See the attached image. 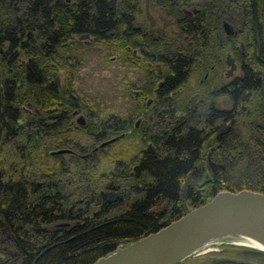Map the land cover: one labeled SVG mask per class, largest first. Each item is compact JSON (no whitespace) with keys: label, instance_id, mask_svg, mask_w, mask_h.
Masks as SVG:
<instances>
[{"label":"trees","instance_id":"16d2710c","mask_svg":"<svg viewBox=\"0 0 264 264\" xmlns=\"http://www.w3.org/2000/svg\"><path fill=\"white\" fill-rule=\"evenodd\" d=\"M128 1L0 0V264H91L218 190L264 192V0H227L239 5V20L228 35L239 72L227 85V107L209 97L198 104L171 94L154 125L131 124L133 114L144 109L137 99L117 120L71 125L72 110L82 106L70 84L86 38L79 35L106 41L131 62ZM211 42L217 43L203 39L200 44ZM143 60L162 62L163 95L178 87L195 63L189 55L171 52L137 59L149 79L154 75ZM73 128L93 139L119 130V137L125 132L140 140L131 168L119 167L120 181L105 184L113 198L99 192L88 154L78 175L58 185L56 176L67 165L61 164L60 152L48 151L75 144L66 134ZM41 157L53 164H38ZM237 253L255 259L264 250L221 243L219 250L189 259L249 264L223 257Z\"/></svg>","mask_w":264,"mask_h":264},{"label":"flooded vegetation","instance_id":"af4514ba","mask_svg":"<svg viewBox=\"0 0 264 264\" xmlns=\"http://www.w3.org/2000/svg\"><path fill=\"white\" fill-rule=\"evenodd\" d=\"M114 3L115 0L111 5ZM126 6L130 15L126 36L131 40L127 48L134 56L131 60L133 64L142 57L147 56L153 60L155 57L163 56L165 52L189 55L195 62L184 81L163 95L160 87L163 84L164 74L159 71L162 62L142 61L147 64L150 74L154 77L149 79L144 73L139 78L140 85L131 95L132 99H137L136 104L144 108L139 112L146 120L151 121V125H154V121L164 113L165 108L161 105L167 102V97L171 94L177 96L179 100H194L198 104L204 102V97H209L223 107L229 105L227 85L238 75L239 65L229 45L228 35L239 20V5L227 0H129ZM204 19V23H201ZM203 39L217 43L201 45ZM230 60L233 63L232 68H230ZM153 70L155 71L152 73ZM197 73L199 75L195 84L190 88L186 87L188 89L184 95L180 94L190 74ZM149 94H153V97L144 100L143 98ZM141 100L143 105L140 103ZM154 103H158L160 107L154 108ZM150 107L154 108V116L148 112ZM134 126H140L139 120L134 122ZM190 256L177 263H184ZM205 258L208 262L210 257ZM190 259L193 260L192 257ZM252 260L264 264V255L256 256Z\"/></svg>","mask_w":264,"mask_h":264},{"label":"rangeland","instance_id":"374dc122","mask_svg":"<svg viewBox=\"0 0 264 264\" xmlns=\"http://www.w3.org/2000/svg\"><path fill=\"white\" fill-rule=\"evenodd\" d=\"M80 56L78 64L72 66L70 84L73 91L81 98L82 106L73 109L71 112V122L75 124H84L87 119L107 118L110 121L117 120L125 115L135 103L131 93L140 85L141 78L144 75L143 68L130 62L123 57L120 52L113 49L109 43L102 40H95L91 36L86 37L82 48L77 50ZM61 79L64 78L62 70H59ZM196 75L190 74L181 93L184 95L186 90L196 82ZM188 87V88H186ZM153 97V94L146 95L144 100ZM222 97V96H221ZM82 117V122L76 118ZM139 120L142 123H151L140 112H135L132 116L131 124ZM119 130L106 132L104 138L117 135ZM68 136L73 137L75 144H64L60 147L67 148L66 151L60 152L61 164H66V169L56 176V181L61 187L67 185L69 180L79 172L80 164L83 163L85 155H90L92 164L91 174L94 178L97 188L113 191L112 188L106 187L105 184L111 179L120 181V176L116 175L119 167L129 170L138 155L141 143L138 137L129 135L124 132L122 137L95 147L102 139H93L91 135L78 129L67 131ZM56 147H51V149ZM38 164H53L52 158H39ZM221 243H209L203 248L219 247ZM235 244V243H232ZM250 246L245 244H237ZM253 247V246H250ZM256 248V247H253ZM259 249V248H256ZM4 254L0 253L2 257ZM194 255V254H193ZM242 255L237 253L235 256ZM201 263V261H199ZM196 258L185 261L181 264H197Z\"/></svg>","mask_w":264,"mask_h":264},{"label":"water","instance_id":"95a60500","mask_svg":"<svg viewBox=\"0 0 264 264\" xmlns=\"http://www.w3.org/2000/svg\"><path fill=\"white\" fill-rule=\"evenodd\" d=\"M112 1L109 0V3ZM252 11L258 48L254 6ZM82 37H87V34H80L79 38ZM232 67L231 62L230 68ZM76 120L82 122V117L78 116ZM121 135L122 133L104 138L95 147L105 145ZM66 150L65 147H57L50 149L48 153ZM99 192L109 199L115 195L110 190ZM247 240L256 243L259 246L256 248L264 250V192L248 188L218 190L208 200L187 209L155 230L99 255L91 264H176L190 255L220 249L203 248L209 243L253 246ZM223 257L249 264H262L244 256Z\"/></svg>","mask_w":264,"mask_h":264},{"label":"bare ground","instance_id":"6f19581e","mask_svg":"<svg viewBox=\"0 0 264 264\" xmlns=\"http://www.w3.org/2000/svg\"><path fill=\"white\" fill-rule=\"evenodd\" d=\"M246 242L249 243V244H251V245H253V246H255V247H259L256 243H253V242H251L249 240H247Z\"/></svg>","mask_w":264,"mask_h":264}]
</instances>
